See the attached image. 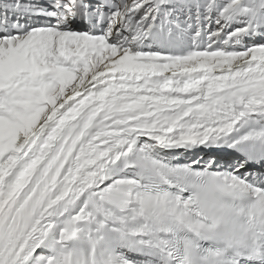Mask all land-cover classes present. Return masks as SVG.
I'll return each mask as SVG.
<instances>
[{
    "label": "snow or ice",
    "instance_id": "6c2138e0",
    "mask_svg": "<svg viewBox=\"0 0 264 264\" xmlns=\"http://www.w3.org/2000/svg\"><path fill=\"white\" fill-rule=\"evenodd\" d=\"M0 264H264V0H0Z\"/></svg>",
    "mask_w": 264,
    "mask_h": 264
}]
</instances>
